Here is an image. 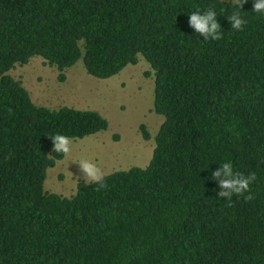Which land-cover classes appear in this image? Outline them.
Listing matches in <instances>:
<instances>
[{
	"label": "trees",
	"instance_id": "trees-1",
	"mask_svg": "<svg viewBox=\"0 0 264 264\" xmlns=\"http://www.w3.org/2000/svg\"><path fill=\"white\" fill-rule=\"evenodd\" d=\"M254 0H0V264H264V14ZM204 41L189 14L213 8ZM239 12L241 31L227 16ZM40 56L60 72L82 60L111 77L141 55L163 116L147 167L43 188L64 157L51 136L106 130L98 111L36 105L8 72ZM150 72H146L148 75ZM11 110V111H9ZM140 132L150 138L145 125ZM224 162L256 174L254 199L217 197Z\"/></svg>",
	"mask_w": 264,
	"mask_h": 264
},
{
	"label": "rangeland",
	"instance_id": "rangeland-1",
	"mask_svg": "<svg viewBox=\"0 0 264 264\" xmlns=\"http://www.w3.org/2000/svg\"><path fill=\"white\" fill-rule=\"evenodd\" d=\"M138 57L136 64H128L105 79L88 74L80 59L63 71L64 78L60 80L58 69L37 55L8 72L21 81L36 105L96 110L108 121L106 130L83 138H69L71 152L46 170L45 191L71 196L77 181L84 180L76 162L80 159L92 161L105 175L148 166L163 116L153 110V71L141 55ZM146 72L150 73L146 75ZM141 124L150 134L148 140L142 137Z\"/></svg>",
	"mask_w": 264,
	"mask_h": 264
},
{
	"label": "clouds",
	"instance_id": "clouds-1",
	"mask_svg": "<svg viewBox=\"0 0 264 264\" xmlns=\"http://www.w3.org/2000/svg\"><path fill=\"white\" fill-rule=\"evenodd\" d=\"M244 0H238L239 8ZM253 12L264 14V0H254ZM217 13L213 8H209L205 11L197 9L189 14L188 24L189 26L201 36L204 41L208 40H220L222 39V32L219 22L216 19ZM230 21L231 28L236 31H241L243 25L247 23L239 12H233L227 16ZM11 111V110H9ZM53 151L61 153L67 156L71 152V140L69 137L63 134H55L51 136ZM79 163L80 171L84 176L86 183H94L97 185L96 191L107 188L105 181V173L92 161L88 159H80L76 161ZM127 171V169H123ZM256 174L250 173L244 175L241 172L234 171L231 162H224L211 174V179L219 182L220 191L217 193V197H223L228 199V205L231 206V198L233 195L237 197L243 196L245 201H251L254 199L252 194L244 195L245 192H249V186L256 180ZM78 192V188L76 190ZM76 193L74 192L73 195Z\"/></svg>",
	"mask_w": 264,
	"mask_h": 264
}]
</instances>
